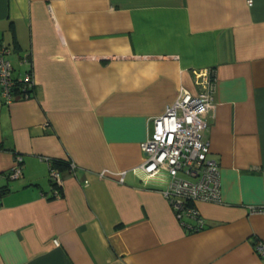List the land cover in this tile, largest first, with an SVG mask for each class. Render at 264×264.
Masks as SVG:
<instances>
[{
    "label": "crops",
    "instance_id": "0c3cea01",
    "mask_svg": "<svg viewBox=\"0 0 264 264\" xmlns=\"http://www.w3.org/2000/svg\"><path fill=\"white\" fill-rule=\"evenodd\" d=\"M0 45L35 85L0 96V264H264V0H0ZM205 68L221 203L197 202L193 231L140 144ZM47 159L75 165L50 200Z\"/></svg>",
    "mask_w": 264,
    "mask_h": 264
},
{
    "label": "built area",
    "instance_id": "2783aa9c",
    "mask_svg": "<svg viewBox=\"0 0 264 264\" xmlns=\"http://www.w3.org/2000/svg\"><path fill=\"white\" fill-rule=\"evenodd\" d=\"M11 51L0 45V96L5 105L16 99L25 101L33 96L32 73L26 71L20 78L13 76L9 59ZM28 63L27 58L21 64ZM195 92L181 88L175 101L165 108L164 113L153 120V130L140 144L143 157L141 170L148 176L165 170L170 183L163 192L176 218L188 230L203 229L204 221L195 204L197 202L221 203V181L218 164L208 158L209 142L205 137V116L213 109L216 80L213 69L192 70ZM49 164V182L52 188H60V171ZM75 165L69 161L70 172ZM22 175V157L15 155L9 177L18 179ZM61 196L54 189V198ZM251 213L264 215V205L249 206ZM185 218L196 220L194 227L188 226ZM57 244V241L54 240ZM255 253L264 257V243H256Z\"/></svg>",
    "mask_w": 264,
    "mask_h": 264
},
{
    "label": "trees",
    "instance_id": "16d2710c",
    "mask_svg": "<svg viewBox=\"0 0 264 264\" xmlns=\"http://www.w3.org/2000/svg\"><path fill=\"white\" fill-rule=\"evenodd\" d=\"M52 165L54 167H56L58 170H62V168H66L68 169L69 168V161L67 162H64V161H60V160H56V159H50ZM10 173V172H9ZM54 189L55 190H60V188H52V193H51V196H49L47 199H53L54 198Z\"/></svg>",
    "mask_w": 264,
    "mask_h": 264
}]
</instances>
